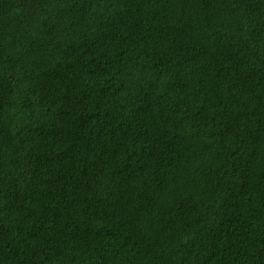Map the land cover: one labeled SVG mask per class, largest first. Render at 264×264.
Here are the masks:
<instances>
[{
	"label": "trees",
	"instance_id": "1",
	"mask_svg": "<svg viewBox=\"0 0 264 264\" xmlns=\"http://www.w3.org/2000/svg\"><path fill=\"white\" fill-rule=\"evenodd\" d=\"M0 264H264V0H0Z\"/></svg>",
	"mask_w": 264,
	"mask_h": 264
}]
</instances>
